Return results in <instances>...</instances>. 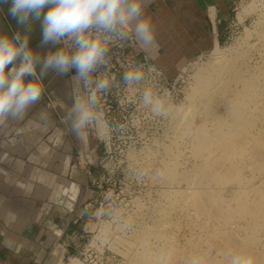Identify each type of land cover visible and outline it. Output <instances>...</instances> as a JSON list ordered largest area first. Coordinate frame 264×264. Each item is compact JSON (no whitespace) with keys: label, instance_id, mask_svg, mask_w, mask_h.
Segmentation results:
<instances>
[{"label":"rangeland","instance_id":"374dc122","mask_svg":"<svg viewBox=\"0 0 264 264\" xmlns=\"http://www.w3.org/2000/svg\"><path fill=\"white\" fill-rule=\"evenodd\" d=\"M225 31L218 51L167 80L166 114L75 156L96 172L81 232L51 258L231 264L239 254L264 264V0H235Z\"/></svg>","mask_w":264,"mask_h":264},{"label":"crops","instance_id":"0c3cea01","mask_svg":"<svg viewBox=\"0 0 264 264\" xmlns=\"http://www.w3.org/2000/svg\"><path fill=\"white\" fill-rule=\"evenodd\" d=\"M234 3L150 0L145 15L154 26L156 43L148 51L139 47L138 60L149 61L173 80L190 61L224 43ZM10 7L11 0L0 4V30L23 34L25 26L9 14ZM30 26L29 47L36 53L43 56L60 47L42 43L40 21ZM74 77L67 80L49 70L40 101L24 119L0 125V264H49L51 248L82 230L80 208L96 171L87 174L73 160L84 149H105L92 138L82 147L63 119L75 101L72 92L80 88ZM56 230L64 231L63 238Z\"/></svg>","mask_w":264,"mask_h":264},{"label":"clouds","instance_id":"9594fccd","mask_svg":"<svg viewBox=\"0 0 264 264\" xmlns=\"http://www.w3.org/2000/svg\"><path fill=\"white\" fill-rule=\"evenodd\" d=\"M150 0H11L9 14L22 34L9 35L0 30V125L23 120L42 95V80L49 70L66 75L76 70L74 79L90 89L87 101L76 98L64 116L71 133L83 138L96 122L90 105L98 101V93L110 86L107 78L93 79L92 73L108 52L112 37L127 40L130 36L144 51L155 46V29L145 15ZM9 0H0V4ZM2 10V9H0ZM41 22L42 43L61 45L41 56L29 47L30 22ZM102 36V38H100ZM39 67V72L37 68ZM126 84L140 82L144 73L139 67L124 72ZM142 102L155 115L166 114L165 108L151 89H145ZM110 127V126H109ZM231 264H251L245 256L235 254Z\"/></svg>","mask_w":264,"mask_h":264},{"label":"built area","instance_id":"2783aa9c","mask_svg":"<svg viewBox=\"0 0 264 264\" xmlns=\"http://www.w3.org/2000/svg\"><path fill=\"white\" fill-rule=\"evenodd\" d=\"M107 46V55L92 73V77L94 80L107 78L110 80V86L104 92L98 93V101L95 105H90L96 115V122L85 132L89 138L102 144L105 151L111 148L117 135L139 132L150 120L154 122L157 118V115L144 106L143 91L151 89L154 95L159 97L165 92V86L170 85L161 68L149 61L138 60L140 48L131 36L127 40L112 37ZM136 67L144 73V79L126 84L123 79L124 72ZM68 75L73 77L76 75V70L71 69ZM79 83L80 88L74 90V98L87 101L89 91L95 85L85 86L82 82ZM135 116H137L136 121L133 120ZM80 155L82 156V153ZM89 165H92L91 160L82 165L87 174L91 173ZM55 235L61 239L64 231L56 230ZM56 248L62 249L65 253L67 245L62 241L56 244Z\"/></svg>","mask_w":264,"mask_h":264},{"label":"flooded vegetation","instance_id":"af4514ba","mask_svg":"<svg viewBox=\"0 0 264 264\" xmlns=\"http://www.w3.org/2000/svg\"><path fill=\"white\" fill-rule=\"evenodd\" d=\"M65 78L67 80H71V77L68 75V73L65 75ZM72 94H73V98H74V91L72 92ZM74 100H75V98H74ZM80 139H81V142H82V147H84L87 144L89 137L84 134L83 138H80ZM73 161H74V165H76L77 163H76V159L75 158H74Z\"/></svg>","mask_w":264,"mask_h":264},{"label":"bare ground","instance_id":"6f19581e","mask_svg":"<svg viewBox=\"0 0 264 264\" xmlns=\"http://www.w3.org/2000/svg\"><path fill=\"white\" fill-rule=\"evenodd\" d=\"M216 49H217L216 51H218V46H217ZM56 260H57V259H56V255H55V256L52 257V259L49 261V264H56V262H57V264H62L61 261H56Z\"/></svg>","mask_w":264,"mask_h":264}]
</instances>
